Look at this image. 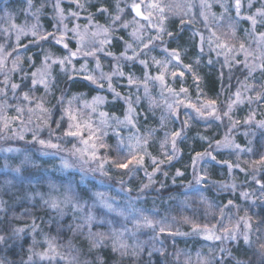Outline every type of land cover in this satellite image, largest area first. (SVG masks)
I'll use <instances>...</instances> for the list:
<instances>
[{
  "label": "rangeland",
  "instance_id": "obj_1",
  "mask_svg": "<svg viewBox=\"0 0 264 264\" xmlns=\"http://www.w3.org/2000/svg\"><path fill=\"white\" fill-rule=\"evenodd\" d=\"M263 137L264 0H0V264H264Z\"/></svg>",
  "mask_w": 264,
  "mask_h": 264
},
{
  "label": "trees",
  "instance_id": "obj_2",
  "mask_svg": "<svg viewBox=\"0 0 264 264\" xmlns=\"http://www.w3.org/2000/svg\"><path fill=\"white\" fill-rule=\"evenodd\" d=\"M184 30H181L180 27H175V30L173 31V36L176 39V42L180 45L182 42H184V36H185ZM221 79L219 76H217L215 73L209 72L203 76V85L202 88L206 92L208 96H215L219 94L220 92V83ZM61 90H67L70 93L73 94H79V93H85L87 96H92L94 95L95 91L94 88L86 81L84 80H79V79H72V80H64L60 84ZM264 139V137H263ZM193 142L189 144V147L185 153H183V157H181V160L185 161L186 159L192 158L194 155H197L198 153H201L205 147V143L203 140L200 139H192ZM256 147H257V153L254 151L251 152V157L253 160L254 158L258 157V152H261L260 150V142L258 140L254 141ZM264 144V143H263ZM112 158L114 161L116 160L117 154L112 151ZM178 164V162H177ZM179 166V164H178ZM168 169L170 168L167 167ZM172 173L174 175V172L177 170V166L174 165L172 167ZM223 167H220L219 165H216L215 163L211 166V171L213 174L220 173L221 169ZM224 170H227V167L223 168ZM140 182L144 181L143 177L138 179ZM137 180V181H138ZM23 201L15 203V205H20L22 204ZM14 207V206H13ZM35 211V216H33L32 222L38 223L40 226H42L44 232H46L47 236L54 240V243L60 242V241H67L73 239L72 233H70L67 229L62 228V225L65 223L66 219L61 220L62 223L58 224L56 226L53 224V222H49L44 219L45 213L42 209H40L38 206L34 207ZM253 214L252 218L250 219V222L255 224L258 228H263L264 229V205H258L253 209ZM3 222V221H2ZM194 224V223H193ZM192 226V225H191ZM79 241V246H81L83 249L86 247L80 245ZM235 250H237L238 253L245 249H240V246L237 247ZM252 254H256L257 252H253L252 248L249 249ZM99 262L97 264H144V259H138V260H131V259H124L123 257H117L115 254L111 252L110 249L104 248L101 251L97 253ZM234 255V254H233ZM166 258L165 257H158L156 256V260L154 261V264H165ZM171 262V261H169ZM14 264V263H13Z\"/></svg>",
  "mask_w": 264,
  "mask_h": 264
},
{
  "label": "snow or ice",
  "instance_id": "obj_3",
  "mask_svg": "<svg viewBox=\"0 0 264 264\" xmlns=\"http://www.w3.org/2000/svg\"><path fill=\"white\" fill-rule=\"evenodd\" d=\"M150 7H157V5H150ZM132 8H133V11L135 12V14H136V16H142V12H141V6H140V4H138V3H134L133 5H132ZM237 8H239V0H237ZM161 11H163V9H160ZM149 16L151 15V13H149L148 14ZM142 18H144V19H147L148 17L147 16H142ZM116 19H119V17H116ZM127 25H125V27H126ZM135 34V33H134ZM144 47L145 48H147L148 47V44H144ZM86 55H92L93 53H85ZM173 56H174V58L175 59H177V60H179V56H178V54H176V53H173ZM129 59H132L133 57H128ZM141 63H144V61H141ZM122 74V73H121ZM174 75H175V73H174ZM86 78H91V77H86ZM161 79H162V77H161ZM93 82H95V81H93ZM131 82V81H130ZM13 87L15 88L16 87V85H13ZM183 91V90H182ZM25 98H27V97H25ZM198 111H199V109H197ZM67 135H79V132L77 131V132H68L67 133ZM175 136H179V133H175L174 134ZM41 143H44L43 141H41ZM175 144V140L173 139V145ZM52 147H55V145H51ZM137 162H139V161H137ZM121 167H127V164H122V165H120ZM179 174V173H178ZM19 231V230H18ZM209 238H211V237H209ZM217 239H219L220 237H216ZM3 237L2 236H0V241H3ZM245 241L247 242V236H245Z\"/></svg>",
  "mask_w": 264,
  "mask_h": 264
},
{
  "label": "water",
  "instance_id": "obj_4",
  "mask_svg": "<svg viewBox=\"0 0 264 264\" xmlns=\"http://www.w3.org/2000/svg\"><path fill=\"white\" fill-rule=\"evenodd\" d=\"M130 12H131V14H132L135 18H137V19H139V20H141V21L146 20V19L142 18V16H144L143 13H142V16H136V14H135V12L133 11V8H132V7L130 8ZM141 12H142V11H141Z\"/></svg>",
  "mask_w": 264,
  "mask_h": 264
}]
</instances>
